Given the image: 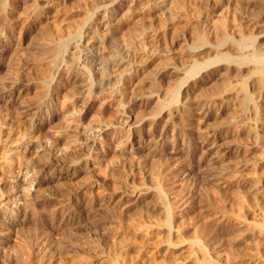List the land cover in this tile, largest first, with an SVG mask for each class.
Segmentation results:
<instances>
[{
    "label": "rangeland",
    "instance_id": "1",
    "mask_svg": "<svg viewBox=\"0 0 264 264\" xmlns=\"http://www.w3.org/2000/svg\"><path fill=\"white\" fill-rule=\"evenodd\" d=\"M64 1L66 3L62 2L64 4L60 5L61 9L59 12H62V15L58 16L57 23L50 22L49 24L50 20L46 22L43 19L47 18L39 16L40 14L44 15L42 13L44 8L42 10L35 9L37 8L38 0H0V83L3 81V84H9L13 80H27L26 82L32 80L34 89L30 95L34 96L35 99H39V97L35 96L36 92H34L39 88V83L36 81L41 75L39 72L42 73L46 69L51 68L49 69L51 70L49 76H51L54 73L53 71L63 63L64 58L68 61L70 58L68 54H65V50L70 37L78 31L77 29L80 30L82 26L89 22L88 20L96 11H101L105 8L111 0ZM182 2L187 7L196 3L195 0H182ZM254 3H258L260 6L250 7L246 6L244 2L236 4V1H234L229 6L230 8L226 6V9L222 10L223 12L220 11L219 15H215L210 19L211 21L203 23L200 27L201 29H197V31L200 30L198 35L201 33L200 36L202 37V35L204 36V28L202 29L204 24L211 25L212 22V24L216 25L221 24L218 26L219 29L221 28L220 32L225 34L219 32L221 39L218 38V41L216 39L215 43L212 40L208 42L205 39L199 40L201 42L194 46L180 43L174 48L175 52L171 51V49L168 52L167 47L160 46L161 48L158 50L159 52L161 51L160 53L157 51L158 53L154 52L156 54L144 56L141 59L142 61L138 63L140 72L134 82L132 94L135 98L144 97L149 98L151 101L145 107L136 106L132 109L131 115L135 119L133 118L129 124L118 123L122 107H120L117 98L114 95L112 96L110 92L118 84L115 80L106 85V91L103 90L106 94L99 89L90 93L87 81L86 84H83L85 85L84 87L82 84H77L75 89V86L72 87L74 84H71L74 89L73 92H76L74 94L72 90L67 91V93L62 92L59 79H57L58 81L53 85V92L56 95L55 100H53L54 109L56 110H53V113H57L56 118L52 122L48 121L43 125L40 132H38L40 134L37 133L40 136V138L37 136V139L45 142L55 138L61 140L65 138L61 141V147H65L66 141L70 139L68 137L70 129L68 128L79 123L77 120L79 114L77 112L80 113L82 110V112H85L88 107L91 110L85 118V124L90 123L102 126L108 124L102 135L98 137L99 141H97V144L84 157L87 158L89 156L87 159L91 162V166L89 165L91 167L89 168L90 170L84 171L72 180L55 181L52 180L50 175L43 177L47 182L41 187L39 194L44 199L46 197V200L37 202L36 207L39 205L40 210L35 205L34 207L31 206L35 210L29 207L28 217H26L27 221L22 222L23 215L19 214L17 218L11 220L13 226L10 227L3 224V222L0 223L1 226H7V231H3L2 227H0V235L3 236V242H0V253L2 254H0V264H22L23 262L25 264L28 261V264H71L72 261L75 264L74 261L77 258L67 257V259L65 258L66 255L64 257L57 252L59 251L57 247L62 245L82 249L84 252L89 250V253H85L94 254L95 259L96 256L99 258L105 257L101 259L102 261L104 260V263L97 262V264H112L113 261L114 264H118L110 255H105L106 253L103 252L102 254L101 251L105 249L109 251L119 249L121 251L122 247L132 248L133 250L131 249L130 254L133 257L136 254L138 255L141 248H145L143 251H147L146 253H149V256L152 252L156 253L157 258L154 264H264V93L261 95L258 90L261 89L259 86L264 85V0H255ZM168 4L173 5V8L167 9L170 6ZM177 5L179 6L180 4H177L176 0L161 1L158 7L160 6L164 10L162 9L156 13L157 17L153 18L160 19L164 17L166 20L173 19L175 16L173 13L174 7H178ZM231 6L236 10H232ZM238 6L241 7L239 8ZM136 7L145 9L148 6H143L142 8V5H139ZM126 10L127 7L123 8L120 14ZM226 10L228 11V13L226 12L227 15H225ZM12 12L14 17L20 19V22L16 23V25L12 23L13 20H11L12 18L9 15ZM238 12L240 16L237 15ZM179 14V17H181L179 19L181 20H178L175 25L174 29L176 31L173 29V31L170 30L168 32L169 36L175 34V32L183 34L191 29L188 25L189 18H187L191 14H186L189 15L187 17L184 12H178ZM104 16V14L99 15L98 20L96 19L91 26L94 28L107 21V17ZM223 16L227 19L225 20ZM232 18L235 20L233 21ZM216 20L222 23L219 24ZM223 21H227L228 25ZM245 23L249 26H246ZM136 24L135 21L129 20L122 33L125 35L128 33L137 34L135 32L140 28V22ZM223 24L227 25L225 26L226 28H222L224 27ZM53 25H55V28ZM88 25L90 26L89 23ZM57 28L58 30L55 32ZM52 32L54 34L58 32L63 37L60 35L54 36ZM67 34L70 37L66 36ZM56 36L62 38V44L55 43L52 40ZM167 38L169 39L170 37ZM203 40L205 43H203ZM109 46L119 50L121 45L110 42ZM227 46H230V48H225ZM10 48L11 52L14 51H12L13 48L17 51V53L14 51L12 59L6 58ZM163 50L166 51V54ZM55 52L58 55V60H55L56 63L52 62L51 65L46 67L45 65H38L34 69L26 68L24 62L29 60L41 62L47 57L51 59L53 58L52 54ZM20 62L23 66L17 69ZM75 64H77V61ZM239 65L245 68L237 70V67H240ZM232 66L234 69L230 68ZM166 68L176 69L177 73L161 82L159 74ZM15 71L21 73L18 74ZM259 79L262 81L258 82ZM97 82L98 79L96 77L91 80L93 85ZM188 85L192 88L188 94L189 96L185 97L186 93L183 95L184 97L180 96V91L184 92V88ZM224 85L227 87L224 88ZM79 90L81 91L79 92ZM70 93H73V95ZM91 97L93 99L95 97L94 102H92ZM187 98H189V101L196 102L198 107L197 110L193 111L194 113L191 112V115L189 112L186 114L187 110L184 112L179 109L182 100L186 101L188 100ZM55 101H58V103ZM74 103L77 105L73 110L74 113L72 110L70 111V115L72 114L70 118L68 108ZM77 109H80V111ZM76 113L77 115H75ZM44 116H46L45 113ZM67 119H70L69 121L71 122L69 123ZM1 123L2 120H0ZM164 126H167V130L165 129L166 131L164 130L163 134H166L170 139L169 145L166 146L165 150H162L164 154L161 153L162 155L160 154V156L157 154L153 157L151 154H146L149 148H147L148 151L145 150L142 157L137 154L138 144L135 147L131 143L132 134L142 127L145 131H156V138H159ZM176 126L181 128L183 135H187V137H189L188 135L191 131L198 135L199 130L200 133H204L217 129L216 131L222 137L220 144L224 148L230 149L233 153L227 158L225 157L224 160H218L220 157L217 149L213 148L214 150L210 151L211 154L208 153L207 155L202 153V150H198L192 158L191 165L188 166L184 159L186 157L185 153L187 154L189 150L188 141L184 142L183 139H180L176 145L177 152L172 155L168 153L174 148L173 131L171 129L176 128ZM125 147L126 153H121V150ZM13 148V151H10L11 154L8 153L7 158L14 159V161L8 159V162L6 159L7 163L11 164V166L7 165L6 173H10L12 169L15 170L21 160V153L19 154L16 149L17 145L13 146ZM145 155H148V157ZM10 156L14 157L10 158ZM116 157L120 159L118 160ZM43 161L44 158L41 162ZM110 163L111 165H109ZM12 164L14 165L12 166ZM176 166L177 172L173 173V169ZM10 167L12 169H9ZM186 168L188 171L185 170ZM103 171L106 173L104 174ZM220 173H223V176ZM58 174L59 172L54 173L55 176ZM3 186H5V197H7L11 193L10 189L8 190L9 185L4 184ZM246 196H250L252 200L256 199L257 201L254 200L256 201L255 203L254 201L250 202V200L246 199ZM91 200L96 202H94L95 206L93 209L96 212L94 213L100 218L99 221H85L86 223L82 222L81 224H68L65 222L64 219L72 207L84 206L92 202ZM6 201L3 199V202ZM241 212L244 215H242L243 217ZM55 213L58 214L55 216ZM62 216L64 217L62 218ZM144 217L147 218L145 219L146 221L148 220L147 224L144 222L134 227L135 224L137 225L135 222H139ZM120 218L123 220L122 222ZM38 219H40V223L37 222ZM126 224L127 226H125ZM142 227L144 232L140 230ZM157 228H160V231L154 233V229ZM44 233L49 236V245L54 250L50 251L49 254L53 252V257H57L53 258V262H49L50 260L47 259L48 247L41 250V248L36 249L33 244L38 237H46ZM140 233L141 235H139ZM51 239L53 242H51ZM28 241L31 242L29 243ZM28 243L32 244L29 246ZM128 244L131 245L129 246ZM26 248L29 249L30 253L25 250ZM46 249L48 252H46ZM39 250L40 252H38ZM33 258L36 262L31 263ZM145 258L146 261L150 259L146 256L143 260ZM69 259H72V261ZM66 260L69 261L66 262Z\"/></svg>",
    "mask_w": 264,
    "mask_h": 264
},
{
    "label": "bare ground",
    "instance_id": "2",
    "mask_svg": "<svg viewBox=\"0 0 264 264\" xmlns=\"http://www.w3.org/2000/svg\"><path fill=\"white\" fill-rule=\"evenodd\" d=\"M24 1V0H23ZM36 1V0H35ZM161 1H167V0H111L109 2V4L103 8L101 11H96V13L91 16V18L88 20L89 22H87L84 26H82V28L77 32H73L74 34L72 35V33L70 32V34L72 35L71 37L67 34L66 36L70 37L69 43H67V48L65 50V54L69 55V60L66 61V59H63V63H61L60 67H58L55 71H53L54 73L50 75V71L48 68L45 71H43L42 73L39 72L41 75L39 76V79L36 81L39 83L38 85V90L34 91L36 92L34 95L36 97H39V99H35L34 96H31V92L34 89L33 83L29 80L28 82L26 81H20V80H13L12 82H10L9 84H2L0 83V120H2V123L0 124V223L3 222V224L7 225V226H13V223H11L12 219H15L18 217L19 214L23 215V218L21 219L22 222L27 221L28 217V212H29V207L35 205L38 201H44L46 200L42 198L39 194L41 191V187L47 182L43 177L50 175L52 180L55 181H59V180H72L73 178L77 177L79 174L83 173L84 171H88L89 168H91V162L90 160H88L87 158H89V156L87 158H84L90 151L91 149L97 144L98 137H100L102 135V132L106 129V125L102 126V125H97V124H90V123H86L85 124V118L87 116V114L89 113V111L91 110V108H87L85 112H77L75 110V112H77L78 115V124L77 125H72V127L70 126V133H69V140L66 141V146L65 147H61V141L65 138H63L62 140L59 138H55L53 140H48V141H42L37 139V136L40 138L39 135H37L38 132H40V130L42 129L43 125L46 122H52L54 118H56V114L53 113L54 109V103L53 100H55V94H54V88L53 85L54 83H56L59 79L60 82V87H61V91L62 92H66L73 90L76 88L75 85H83L86 84V81L88 82L87 85H89V91L90 93H93L96 89H99L100 91H103L106 89V85H108L110 82H113V80L116 81L117 86L115 87V89L112 88V91H110L112 93V96L114 95L119 104L120 107H122V113L119 115V122L118 123H122V124H129L132 120H133V116L131 115L132 109L136 106H141V107H145L149 101V98H144V97H134L132 94V88L134 87V82L137 79L138 73L140 72V67H139V62L142 61L141 59L144 56H147L148 54H153L154 52L158 53L160 50V46H164L167 47V51L169 52L171 49V51L175 52V47L180 44V43H186L187 45L190 44L191 46L201 42L199 40L201 39H205L208 42H210L211 40L217 41L219 40L218 38L221 39V36L219 34L220 29L218 26H220L222 22H216L219 23L220 25H216V24H212L211 25H205L202 27V29L204 28V36L202 35V37L200 36V34L198 35V30L203 23L208 22L212 17H214L215 15L217 16L218 13L223 12L226 9V6L229 7L232 3H234V1H236L237 3H245L246 6H257L258 3H254L255 0H195L196 3L190 7L184 6L182 0H176L177 4H180L178 7H174V18L173 19H164L163 18H157L154 19L155 17H157L155 14L158 13L159 11H161L163 8L162 7H158V4H160ZM171 1V0H170ZM62 2H65L64 0H38L37 5L35 9L39 10L42 8H44V10L42 11V13L45 15L40 14L39 16L41 17H45L47 19H43V20H50V22H56L57 23V19L58 16L62 15L59 10L60 5H63ZM261 2V1H260ZM36 3V2H35ZM172 3V2H171ZM262 4V3H261ZM264 4V3H263ZM141 6L142 8L143 6H148L145 9H140L139 7L136 6ZM170 5V4H168ZM240 5V4H239ZM189 6V5H188ZM237 6V5H236ZM260 6V4L258 5ZM263 6V5H262ZM127 10L125 12H122V14H120L121 10L123 8H126ZM171 7L173 8V5H170L167 9H171ZM239 7V6H238ZM241 7V6H240ZM239 7V8H240ZM138 8V9H136ZM166 8V7H165ZM230 8V7H229ZM232 8V6H231ZM248 8V7H247ZM234 8H232L233 10ZM245 9V8H244ZM250 9V8H249ZM164 10V9H163ZM223 10V11H222ZM229 11V9H227ZM225 11V13L228 11ZM236 10V9H234ZM259 10V9H258ZM264 10V9H263ZM62 11V10H61ZM166 11V10H165ZM65 12V11H64ZM178 12H184L185 15L186 14H191L186 15L189 16L187 18L188 19V25L191 27V29L185 31L183 34H178L177 32H175V34H171L169 36L168 32H170V30L173 31V29L175 28L176 23L178 22V20H181L179 18L180 14L178 15ZM257 12V11H256ZM30 13V11H29ZM37 13V12H36ZM35 13V14H36ZM39 13V12H38ZM68 13V12H67ZM172 13V12H171ZM224 13V14H225ZM227 13L225 15H227ZM105 15L107 18V21L102 22L101 25H97L94 28L91 26V24L97 19L98 20V16L99 15ZM166 14V13H165ZM223 14V15H224ZM231 14V13H229ZM233 14V13H232ZM235 14V13H234ZM10 17L12 18L11 20L13 24L16 25V23L20 22V19H18V17H14L13 12L12 14H10ZM70 15V14H69ZM163 15V14H162ZM219 15V14H218ZM237 15H239V12L237 13ZM245 15V14H244ZM247 15V14H246ZM28 16V15H27ZM37 16V15H36ZM38 16V17H39ZM104 16V17H105ZM231 16V15H230ZM236 16V15H234ZM240 16V15H239ZM251 16V15H250ZM253 16V15H252ZM21 17V15H20ZM154 17V18H153ZM233 17V16H232ZM237 17V16H236ZM235 17V18H236ZM65 18V17H64ZM68 18V17H67ZM169 18V17H168ZM224 18V16H223ZM105 19V20H106ZM147 19H151V20H147ZM182 19H184L182 17ZM225 19V18H224ZM223 19V20H224ZM227 19V18H226ZM225 19V20H226ZM231 19V18H229ZM233 19V18H232ZM238 19V18H237ZM242 19V18H241ZM42 20V18H41ZM102 20V19H101ZM104 20V19H103ZM135 21L137 24L140 22V28L135 32L137 34L134 33H128V34H123V30L125 29L127 22L128 21ZM235 19H233L234 21ZM240 20V19H239ZM40 21V19H39ZM138 21V22H137ZM142 21V22H141ZM211 21V20H210ZM231 21V20H229ZM248 21V19H247ZM45 22V24H46ZM225 22V21H223ZM237 22V21H236ZM243 22V21H242ZM44 23V22H43ZM88 23L90 24V26L88 25ZM215 23V22H214ZM233 23V22H232ZM42 24V23H41ZM44 24V25H45ZM53 24V23H52ZM100 24V23H99ZM136 24V25H137ZM179 24V23H178ZM225 24H227V21L225 22ZM250 24V23H249ZM254 24V23H253ZM40 25V24H39ZM43 25V24H42ZM41 25V26H42ZM43 25V26H44ZM47 25V24H46ZM45 25V26H46ZM228 25V24H227ZM224 25V27L222 28H226ZM232 25V24H231ZM245 25L247 26L248 24L245 23ZM50 26V25H49ZM55 25H53L54 27ZM58 26V25H57ZM230 26V25H229ZM228 26V27H229ZM235 26V25H234ZM238 26V25H237ZM243 26V25H242ZM249 26V25H248ZM251 26V25H250ZM40 27V26H39ZM227 27V28H228ZM2 28V27H1ZM55 28V27H54ZM129 28V27H128ZM130 29V28H129ZM196 29V30H195ZM201 29V28H200ZM254 29V28H253ZM58 30V28L55 30V32ZM175 30V29H174ZM225 30V29H224ZM231 30V29H230ZM76 31V30H75ZM129 31V30H128ZM176 31V30H175ZM226 31V30H225ZM59 32V31H58ZM54 32H52L55 35H60ZM125 32V31H124ZM228 32V31H227ZM177 33V34H176ZM203 33V32H202ZM222 33V32H220ZM52 34V35H53ZM225 34V33H222ZM221 34V35H222ZM227 34V33H226ZM234 34V33H233ZM53 36V37H54ZM62 36V35H60ZM224 36V35H223ZM63 37V36H62ZM167 37H170L169 39ZM225 37V36H224ZM168 39V40H167ZM53 41H55V43H60L62 44V38L61 37H55L52 39ZM226 40V39H224ZM61 41V42H60ZM204 41V40H203ZM221 41V40H220ZM110 42H115L120 44V48L119 50H115L113 48H111L109 46ZM19 43V42H18ZM205 43V41L203 42ZM224 43V42H223ZM201 44V43H200ZM199 44V45H200ZM183 45V44H182ZM17 46V45H16ZM15 46V47H16ZM169 47V48H168ZM225 48H230V46H227ZM17 49V48H16ZM164 49V48H163ZM232 49V48H231ZM230 49V50H231ZM9 53L7 54L6 58H10L12 59L13 53L15 51V48L12 49L13 52H11V48L8 49ZM181 50V49H180ZM56 51V50H54ZM84 51H86V53H84ZM158 51V52H157ZM165 51V50H163ZM17 53V51H15ZM161 52V51H160ZM159 52V53H160ZM20 53V52H19ZM22 53V52H21ZM154 53V54H156ZM186 53V52H185ZM193 54V52H191ZM57 52H55L54 54H52L53 58L49 59V57L43 59L41 62H38L36 60L31 61V60H26L28 62H24L26 64V68L27 69H31V68H35V66L38 65H45V67L47 65H51L52 62H55V60L57 59L58 55H56ZM166 54V51H165ZM170 54V53H169ZM15 55V54H14ZM17 55V54H16ZM19 55V54H18ZM56 56V58H55ZM172 58V57H171ZM76 59V60H75ZM58 60V59H57ZM10 61V60H9ZM12 61V60H11ZM62 61V59H61ZM77 61V64H75V62ZM16 63V62H15ZM56 63V62H55ZM54 64V63H53ZM23 65L20 64L17 66L18 68H22ZM53 66V65H52ZM240 66V65H239ZM16 67V66H15ZM41 67V66H40ZM49 67V66H48ZM2 68V67H1ZM24 67V69H26ZM54 68V67H53ZM56 68V67H55ZM231 69H234V67H230ZM238 68V69H237ZM235 69L237 70H242L245 67L244 66H240L237 67ZM16 69V68H15ZM16 69V70H17ZM49 70V71H48ZM176 70V69H175ZM175 70H171L169 68H166L164 70H162L159 74V79L161 80V82H163L162 80L165 79H169L172 76H174L177 71ZM30 71V70H29ZM36 71V70H35ZM40 71V70H38ZM227 71V70H226ZM230 71V70H229ZM236 71V70H235ZM16 73H18L17 71H15ZM232 72V70H231ZM230 72V73H231ZM237 72V71H236ZM21 73V72H19ZM18 73V74H19ZM227 73V72H226ZM68 74V75H67ZM210 75V74H209ZM231 75V74H230ZM229 75V76H230ZM234 75V74H233ZM222 76V75H221ZM226 76V75H225ZM96 77V79H98V82L96 84H91V80ZM237 78V76H236ZM262 78V77H261ZM18 79V78H17ZM235 80V79H234ZM35 81V79H34ZM168 81V80H167ZM262 80L259 79L258 82H260ZM85 82V83H83ZM195 82V81H194ZM264 82V81H263ZM262 82V83H263ZM261 83V84H262ZM71 84L73 85L72 87H74V89L71 87ZM139 84V83H138ZM257 84V83H256ZM229 85V84H228ZM258 85V84H257ZM85 85H83L84 87ZM71 87V89H70ZM81 87V86H80ZM109 87V86H108ZM107 87V90H108ZM227 86L224 85V88H226ZM261 89L259 90V93L262 95L264 93V85L262 84ZM20 88V89H19ZM37 88V87H36ZM229 88V87H228ZM85 89V88H84ZM191 86L188 85L184 88V92L180 91V96L185 95L189 96V92L191 90ZM231 89V88H230ZM134 90V89H133ZM221 90V88H220ZM81 90H79L80 92ZM98 91V90H97ZM99 91V92H100ZM106 91V90H105ZM240 91V90H239ZM254 91V90H253ZM104 92V91H103ZM69 93V92H68ZM74 94L76 92H73ZM73 93H70L73 95ZM105 93V92H104ZM134 93V91H133ZM230 93V92H229ZM33 94V93H32ZM99 94V93H98ZM106 94V93H105ZM110 94V93H109ZM227 95V94H226ZM238 95V94H237ZM58 96V95H57ZM92 96V95H91ZM141 96V95H140ZM158 97V96H157ZM184 97V96H183ZM112 98V97H111ZM209 98V97H208ZM216 98V97H215ZM235 98V97H234ZM153 99V98H152ZM182 99V98H181ZM188 100L184 101L182 100V102L180 103V107L179 109L182 111H186V114L189 112L190 115L192 114L191 112L197 110V103L194 101H189V98H187ZM198 99V98H197ZM207 99V98H206ZM224 99V98H223ZM39 100V101H38ZM57 100V99H56ZM92 102L95 101V97L93 99V97H91ZM180 100V99H179ZM178 100V101H179ZM196 100V99H195ZM59 101V100H58ZM58 101L56 103H58ZM200 101V100H199ZM207 101V100H206ZM226 101V100H225ZM232 101V100H231ZM209 102V101H208ZM224 102V101H223ZM230 102V101H229ZM104 103V102H103ZM200 103V102H199ZM222 103V102H221ZM118 104V103H117ZM230 104V103H229ZM57 105V104H55ZM76 103L72 104L69 108H68V114L70 115V111L72 110V112L74 113V109L76 108ZM94 105V104H92ZM202 105V103H201ZM205 105V104H204ZM225 105V104H224ZM235 105V104H234ZM239 105V104H238ZM199 106V105H198ZM236 106V105H235ZM202 107V106H201ZM206 107V106H205ZM204 107V108H205ZM226 108V107H225ZM240 108V107H239ZM2 109V110H1ZM141 109V108H140ZM203 109V108H202ZM5 110V111H4ZM80 111V109H77ZM199 110V109H198ZM237 111V110H236ZM57 112V111H56ZM260 112V111H259ZM44 113L46 114V116H44ZM77 113L75 115H77ZM174 113V112H173ZM182 113V112H181ZM194 113V112H193ZM199 113V112H198ZM66 114V113H65ZM216 114V113H215ZM72 115V114H71ZM71 115L69 116L71 118ZM185 115V113H184ZM189 115V116H190ZM74 116V114H73ZM66 117V116H65ZM186 117V116H185ZM188 117V116H187ZM192 117V116H190ZM200 117V116H199ZM74 118V117H73ZM178 118V117H177ZM261 118V116H260ZM76 119V118H75ZM135 119V118H134ZM68 120V119H67ZM70 120V119H69ZM68 122L70 123L71 121ZM72 120V119H71ZM74 120V119H73ZM182 121V120H181ZM159 122V121H158ZM168 122V121H167ZM178 122V121H177ZM240 122V121H239ZM155 123V122H154ZM179 123V122H178ZM187 123V122H186ZM194 123V122H193ZM259 123V122H258ZM188 124V123H187ZM110 125V124H109ZM156 125V124H155ZM166 125V124H165ZM182 125V124H181ZM193 125V124H192ZM252 125V124H251ZM238 126V125H237ZM150 127V126H149ZM178 126H176V128L171 129L173 132V150L168 152L169 154H173L174 152H177L176 149V145L178 144L177 141H179L180 139H183L184 142L188 141L189 142V150L187 152V154L185 153L186 157L185 159V163L188 164V166L191 165V161L192 158L195 156V154L198 152V150H202V153H206L205 155H207L208 153H210L211 150H214L213 148L217 149V152L219 153V157L218 160L221 159H225V157L227 158L231 153H233L232 151H230V149L228 148H224L222 144H220V139L221 134L215 130L212 131H208V132H202L200 133V130L198 131V135H195V132H189V137H187V135H183L184 133L181 131V128H177ZM193 127V126H192ZM144 128V127H143ZM164 129L162 130V133H160V137L156 138L157 134L152 130V131H145V129H142V127H140V129L138 131H135L134 134H132L133 136L130 138L131 139V143L135 146L136 144H138V148H137V154H139L141 157L144 155L143 153H145V150H147V148H149V151L146 152V154H151L153 155V157L157 154L163 153L162 150L166 149V146L169 145L170 143V139L168 138V136L166 134H163V131L166 129L167 130V126L163 127ZM169 128V127H168ZM190 128V126H189ZM194 128V127H193ZM238 128V127H237ZM154 129V128H152ZM156 129V128H155ZM154 129V130H155ZM187 129V128H186ZM192 129V128H191ZM195 129V128H194ZM193 129V130H194ZM200 129V128H199ZM131 130V129H130ZM135 130V129H134ZM165 130V131H166ZM183 130V129H182ZM185 130V128H184ZM197 130V129H196ZM170 131V130H169ZM168 131V132H169ZM187 131V130H186ZM253 131V130H252ZM69 132V131H68ZM66 132V133H68ZM187 132V133H188ZM234 132V131H233ZM232 132V133H233ZM251 132V131H250ZM131 133V132H130ZM186 133V132H185ZM225 133V132H224ZM40 134V133H38ZM44 134V132H43ZM171 135V134H170ZM169 135V136H170ZM226 135V134H225ZM131 136V135H130ZM185 136V137H184ZM171 138V137H170ZM128 139V140H130ZM127 140V141H128ZM171 140V141H172ZM65 141V140H64ZM182 142V141H181ZM99 143V142H98ZM184 144V143H183ZM182 144V145H183ZM17 145V151L19 152L20 155V162H18V165L16 166V169H12L11 167L9 169H12L10 171V173H6V168L7 165L11 166V164L9 165L7 163V160L9 158H7L8 153L11 154L10 151H13V146ZM132 145V146H133ZM172 146V147H173ZM227 146V145H226ZM136 147V146H135ZM131 148V147H130ZM164 148V149H163ZM187 148V147H186ZM230 148V147H229ZM99 149V148H98ZM168 149V148H167ZM233 149V148H232ZM133 150V149H132ZM161 150V151H160ZM237 150V149H236ZM115 151V150H114ZM168 151V150H167ZM234 151V150H233ZM128 152V151H127ZM131 152V151H130ZM212 152V151H211ZM13 153V152H12ZM121 153H126V147L124 149L121 150ZM214 153V152H213ZM216 153V152H215ZM238 153V150H237ZM9 154V155H10ZM15 154V151H14ZM18 154V153H16ZM18 154V155H19ZM110 154V153H109ZM116 154V153H115ZM164 154V153H163ZM211 154V153H210ZM162 155V154H161ZM233 155V154H232ZM113 156V155H112ZM118 156V155H117ZM139 156V158H141ZM148 157V155H145ZM204 156V155H203ZM12 156H10L11 158ZM14 157V156H13ZM12 157V158H13ZM121 157V156H120ZM137 157V156H136ZM146 157V158H147ZM211 157V156H210ZM19 158V157H18ZM44 158V161L41 162ZM103 158V157H102ZM117 158V157H116ZM115 158V159H116ZM122 158V157H121ZM134 158V157H133ZM144 158V157H143ZM172 158V157H171ZM206 158V157H205ZM7 159V160H6ZM114 159V160H115ZM118 159V158H117ZM120 159V158H119ZM118 159V160H119ZM131 159V158H130ZM174 159V158H173ZM12 160V159H9ZM8 160V162H9ZM17 160V159H16ZM112 160V159H111ZM133 160V159H131ZM138 160V159H137ZM141 160V159H140ZM153 160V159H151ZM172 160V159H171ZM202 160V159H201ZM229 160V159H228ZM239 160V159H238ZM14 161V159L12 160ZM11 161V162H12ZM18 161V160H17ZM130 161V160H129ZM176 161V160H175ZM208 161V160H207ZM217 161V159H216ZM215 161V162H216ZM10 162V163H11ZM114 162V161H113ZM139 162V161H138ZM178 162V161H177ZM176 162V163H177ZM220 162V161H219ZM112 163V162H111ZM111 163L109 165H111ZM115 163V162H114ZM130 163V162H129ZM170 163V162H169ZM214 163V162H213ZM235 163V162H234ZM233 163V164H234ZM17 164V163H16ZM113 164V163H112ZM182 164V163H181ZM226 164V163H225ZM14 164H12L13 166ZM90 165V166H89ZM114 165V164H113ZM112 165V166H113ZM120 165V164H119ZM142 165V164H141ZM139 165V166H141ZM174 165V164H173ZM216 165V164H215ZM222 165V164H221ZM241 165V164H240ZM245 165V164H244ZM131 166V165H130ZM128 167V166H127ZM142 167V166H141ZM187 167V166H185ZM222 167V166H221ZM236 167V166H235ZM243 167V166H242ZM15 168V166H14ZM109 168V166H108ZM124 168V167H123ZM134 168V167H133ZM169 168V167H168ZM210 168V167H209ZM227 168V167H226ZM229 168V167H228ZM142 169V168H141ZM172 169V168H171ZM176 168L174 167V172L176 171ZM212 169V168H211ZM218 169V168H217ZM231 169V168H230ZM14 170V171H13ZM90 170V169H89ZM106 170V168H105ZM113 170V169H112ZM182 170V167H181ZM184 170V169H183ZM187 170V168L185 169ZM207 170V169H206ZM229 170V169H228ZM9 171V170H8ZM115 171V170H114ZM188 171V170H187ZM236 171V170H235ZM55 172H59L58 175H54ZM111 172V170H110ZM109 172V173H110ZM127 172V170H126ZM200 172V171H199ZM205 172V171H204ZM103 173L105 174L106 172L103 171ZM108 173V172H107ZM112 173V172H111ZM114 173V172H113ZM225 173V172H224ZM120 174V173H119ZM135 174V173H134ZM133 174V175H134ZM168 174V173H167ZM188 174V173H187ZM210 174V173H209ZM213 174V173H212ZM217 174V173H216ZM221 174V173H220ZM219 174V176H221ZM107 175V174H106ZM105 175V176H106ZM186 175V174H185ZM173 176V175H172ZM177 176V175H176ZM223 176V175H222ZM113 177V176H112ZM111 177V178H112ZM217 177V176H216ZM109 178V177H108ZM114 178V177H113ZM214 179V177H213ZM109 180V179H108ZM172 180V179H171ZM174 180V179H173ZM4 184L9 185L8 186V190L10 189L11 193L9 196L5 197L4 194V188L5 186H3ZM57 184V183H56ZM64 184V183H62ZM66 184V182H65ZM94 184V183H93ZM98 184V183H97ZM58 186V185H57ZM258 186V185H257ZM93 187V186H92ZM92 189V188H91ZM95 189V188H94ZM257 189V188H256ZM7 190V191H8ZM86 190V189H85ZM79 191V190H78ZM87 191V190H86ZM85 191V192H86ZM91 191V190H90ZM80 192V191H79ZM88 192V191H87ZM256 192V191H255ZM261 192V191H260ZM245 193V192H244ZM87 194V193H86ZM85 194V196H86ZM90 194V193H89ZM92 194V193H91ZM241 194H243L241 192ZM75 195V193H74ZM84 195V194H83ZM247 195V194H245ZM255 196V195H253ZM77 197V196H76ZM94 197V196H93ZM92 197V198H93ZM141 197V196H140ZM245 197V196H243ZM65 198V197H64ZM74 199V197H72ZM79 198V197H78ZM84 198V196H83ZM257 198V197H255ZM3 199L7 200L6 202H3ZM53 199V198H51ZM50 199V200H51ZM82 199V198H81ZM99 199V198H97ZM243 199V198H242ZM247 200H250V202L256 200H252L250 196H246ZM49 200V199H48ZM59 200V199H58ZM69 200V199H67ZM67 200H65L67 202ZM78 200V199H77ZM87 200H89L87 198ZM93 200V199H92ZM91 200V201H92ZM111 200V199H110ZM245 200V199H244ZM246 200V201H247ZM57 201V200H56ZM79 201V200H78ZM81 201V200H80ZM84 201V200H82ZM98 201V200H97ZM257 201V200H256ZM254 201V203L256 202ZM53 202V201H52ZM55 202V201H54ZM71 202V201H70ZM75 202V201H74ZM94 202H89L88 204L84 205V206H75L72 207V209H70L68 211V214L65 217V222H67L68 224H81L82 222L85 221H99L100 218L98 217L97 214H95L96 212L94 211ZM249 202V201H248ZM259 202V201H258ZM46 203V202H45ZM96 203V202H95ZM116 203V202H115ZM173 203V202H172ZM241 203V202H240ZM253 203V204H254ZM67 204V203H66ZM65 204V205H66ZM252 204V203H249ZM63 205V203H62ZM78 205V204H77ZM257 205V204H256ZM39 206V205H38ZM37 206V207H38ZM69 206V205H68ZM74 206V205H73ZM115 206V205H114ZM113 206V207H114ZM172 206V204H171ZM31 207V208H33ZM36 207V208H37ZM41 207V206H40ZM43 207V206H42ZM173 207V206H172ZM59 208V207H58ZM65 208V207H64ZM71 208V205H70ZM96 209V208H95ZM33 210H35L33 208ZM38 210L39 207H38ZM37 210V211H38ZM42 210V209H41ZM43 211V210H42ZM53 211V210H52ZM242 211V209H241ZM36 212V211H35ZM41 212V211H40ZM44 212V211H43ZM42 212V213H43ZM65 212V211H64ZM95 212V213H94ZM243 212V211H242ZM241 212V216L243 215ZM122 213V212H121ZM240 213V210H239ZM238 213V214H239ZM37 214V212H36ZM41 214V213H40ZM58 213H55V216ZM60 214V213H59ZM245 214V213H244ZM35 215V214H34ZM42 215V214H41ZM62 215V214H61ZM122 215V214H121ZM113 216V215H112ZM141 216V215H139ZM239 216V215H238ZM244 216V215H243ZM242 216V217H243ZM35 217V216H34ZM42 217V216H41ZM52 217V216H51ZM59 217V216H58ZM64 216H62L63 218ZM105 218V217H104ZM113 218V217H112ZM151 218V217H150ZM241 218V217H240ZM32 219V217H31ZM44 219V218H43ZM121 219V218H120ZM129 219V218H128ZM145 219L147 218H142L139 220V222H135L137 223V225L135 224V226L141 225L142 223L148 222V220L146 221ZM174 219V218H173ZM30 220V219H29ZM33 220H35L33 218ZM53 220V219H52ZM36 221V220H35ZM40 219L37 220V222H39ZM110 221V220H109ZM108 221V222H109ZM112 221V220H111ZM115 221V220H113ZM117 221V220H116ZM119 221V220H118ZM117 221V222H118ZM123 220L121 219V222ZM131 221V220H129ZM128 221V222H129ZM101 222V221H100ZM105 222V221H104ZM119 221V223H121ZM126 222V221H125ZM134 222V221H133ZM15 223V222H14ZM40 223V222H39ZM51 223V222H50ZM86 223V222H85ZM127 223V222H126ZM45 224V223H44ZM99 224V223H98ZM107 224V223H106ZM131 224V223H130ZM129 224V225H130ZM134 224V223H133ZM263 225V224H262ZM7 226H1V229L4 231H7ZM104 226V224H103ZM127 226V224L125 225ZM145 226V225H144ZM51 227V226H50ZM112 227V226H111ZM110 227V228H111ZM133 227V226H132ZM150 227V226H149ZM147 227V228H149ZM118 228V227H117ZM137 228V227H136ZM140 228V226H139ZM138 228V229H139ZM146 228V229H147ZM34 229V228H33ZM105 229V228H104ZM103 229V230H104ZM112 229V228H111ZM143 227L142 230L143 231ZM45 230V229H44ZM115 230V229H114ZM130 230V229H129ZM2 231V232H3ZM107 231V229H106ZM109 231V230H108ZM120 231V230H119ZM151 231V230H150ZM153 231V230H152ZM160 231V228L154 229V233H158ZM43 232V231H42ZM50 232V231H49ZM49 232H47L49 234ZM105 232V231H104ZM110 232V231H109ZM113 232V231H112ZM144 232V231H143ZM142 232V233H143ZM204 232V230H203ZM5 233V232H4ZM46 233V234H47ZM148 233L150 234V232L148 231ZM153 233V232H152ZM44 233V235H46ZM102 234V233H101ZM124 234V233H123ZM122 234V235H123ZM148 234V235H149ZM106 235V234H105ZM117 235V234H116ZM115 235V236H116ZM141 235V233L139 234ZM147 235V233H146ZM49 236L46 235L43 237H38L40 239H36L35 243H33L36 246V249H40L43 250L44 248L46 249L47 253V259L50 260L49 262H53L55 258L57 257H53V252L52 254H49L50 251H54L52 250L51 245H49ZM101 237V236H100ZM9 238V237H8ZM6 238V239H8ZM103 238V237H102ZM105 238V237H104ZM115 238V237H114ZM123 239H125L123 237ZM5 241V240H4ZM127 241V240H126ZM0 242H3V236L0 235ZM29 242V241H28ZM31 242V241H30ZM29 242V243H30ZM51 242L52 239H51ZM123 242V241H122ZM6 243V242H5ZM28 243V244H29ZM32 244V243H31ZM29 244V246L31 245ZM54 244V243H53ZM126 244V243H125ZM2 245V244H1ZM55 245V244H54ZM129 246L131 244H128ZM34 246V247H35ZM125 246V245H122ZM133 246V245H132ZM26 247V246H25ZM33 247V245H32ZM59 247V248H58ZM57 249L59 251L60 255H66L65 258H69V257H74L73 259L77 258L76 261H74L75 264H97V262L99 263H104V260L102 261L101 259L104 258H99L96 256L95 259V255L94 254H88L89 250L85 251L88 252L87 254L82 250V249H75L72 248L68 245H62L61 247L58 246ZM106 247V246H105ZM110 247V246H109ZM108 247V248H109ZM142 247V246H141ZM145 247V246H144ZM96 248V247H95ZM98 248V247H97ZM112 248V247H111ZM117 248V247H116ZM139 248V247H138ZM33 250V248H31ZM35 249V250H36ZM113 249V248H112ZM115 249V248H114ZM121 249V248H120ZM132 248L130 247H126L123 248L120 251L119 249L114 251V250H108V249H103L104 251H101V253H106L105 255H110L111 258H113L115 260V262H117L118 264H154V262L156 261V253L152 252L150 253V256L148 255L149 253H146L145 251H143L144 249H140L138 255L133 257V255L130 254ZM27 250L29 253V249H25ZM86 250V249H84ZM97 250V249H96ZM100 250V249H99ZM102 250V248H101ZM108 250V251H107ZM133 250V249H132ZM138 250V249H137ZM147 250V248H146ZM93 251V250H92ZM119 251V252H118ZM2 252V251H1ZM6 252V251H5ZM26 252V251H25ZM40 252V250L38 251ZM37 252V253H38ZM45 253V251H43ZM42 252V253H43ZM100 252V251H99ZM116 252V253H115ZM118 252V254H117ZM41 253V255H42ZM43 253V255H44ZM94 253V252H93ZM102 253V254H103ZM113 253V254H112ZM116 255H115V254ZM1 254V253H0ZM4 254V253H3ZM40 254V253H39ZM58 254V253H57ZM55 254V255H57ZM2 255V254H1ZM33 255V254H32ZM38 255V254H37ZM54 255V256H55ZM46 256V255H45ZM148 256V258L146 261L143 260L144 257ZM36 257V256H35ZM61 257V256H60ZM94 257V259H93ZM27 258V257H26ZM54 258V259H53ZM64 258V259H65ZM67 258V259H68ZM98 258V259H97ZM32 259V258H31ZM61 259H63L61 257ZM110 259V258H109ZM23 260V259H22ZM38 260V259H37ZM44 260V259H42ZM72 261V259H69ZM69 260H66L69 261ZM101 260V261H100ZM108 260V259H107ZM25 261V260H24ZM31 261V260H30ZM21 262V261H20ZM32 262H36L33 261ZM45 262V261H44ZM59 262V261H58ZM73 262V261H72ZM71 262V264H73ZM110 262V261H109ZM24 263V262H23ZM22 263V264H23ZM29 263V261H28ZM27 262L25 264H28ZM39 263V262H38ZM48 263V262H47ZM21 264V263H20ZM33 264V263H32ZM36 264V263H35ZM49 264V263H48ZM52 264V263H51ZM54 264V263H53ZM70 264V263H68ZM111 264V263H110ZM114 264V261L113 263Z\"/></svg>",
    "mask_w": 264,
    "mask_h": 264
}]
</instances>
